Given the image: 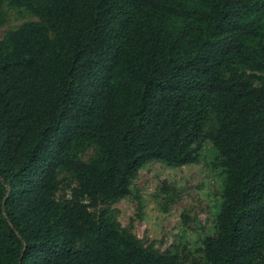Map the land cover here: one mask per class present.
<instances>
[{
    "label": "trees",
    "instance_id": "obj_1",
    "mask_svg": "<svg viewBox=\"0 0 264 264\" xmlns=\"http://www.w3.org/2000/svg\"><path fill=\"white\" fill-rule=\"evenodd\" d=\"M5 6L38 20L0 40V264H186L112 206L207 143L224 179L197 264H264V0H0V29Z\"/></svg>",
    "mask_w": 264,
    "mask_h": 264
},
{
    "label": "rangeland",
    "instance_id": "obj_2",
    "mask_svg": "<svg viewBox=\"0 0 264 264\" xmlns=\"http://www.w3.org/2000/svg\"><path fill=\"white\" fill-rule=\"evenodd\" d=\"M3 13L7 24L0 29V40L25 22L38 20L25 9L5 6ZM207 130H216L215 121ZM214 158V147L207 143L198 164L170 167L152 161L142 166L132 194L112 206L121 227L145 246L154 245L160 251L178 247L186 264L199 263V248L215 232L221 206L224 174L214 165Z\"/></svg>",
    "mask_w": 264,
    "mask_h": 264
}]
</instances>
